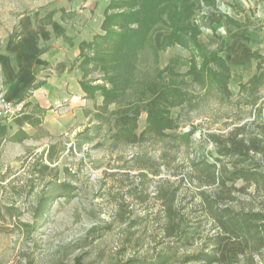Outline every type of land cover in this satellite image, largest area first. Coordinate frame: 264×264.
<instances>
[{
	"label": "rangeland",
	"instance_id": "374dc122",
	"mask_svg": "<svg viewBox=\"0 0 264 264\" xmlns=\"http://www.w3.org/2000/svg\"><path fill=\"white\" fill-rule=\"evenodd\" d=\"M68 1L0 0V50L5 42L20 40L18 30L26 20L48 24L49 17L72 16L60 14ZM159 1L110 0L106 17L116 16L118 22L121 17L114 14L127 12L135 21L126 34L138 27L136 19L151 25L139 32L137 47H127L128 38H122L117 62L111 64L115 60L108 56V68L99 60L107 56L100 51L103 46H86L83 68L91 81L100 80L91 93L105 99L77 116L78 128L52 134L36 126L0 136V264H139L137 259L154 257L172 241L159 228L161 194L171 189H178L176 208L192 211L190 220L200 231L172 264H194L187 256L214 232L212 222L205 216L199 220L202 212L195 208L200 189L210 193L214 184L202 185L196 176L203 162L218 167L220 160L229 162L219 153L218 135L243 123L252 130L263 122L264 71L237 85L217 52L208 54L203 46L201 53L199 34H212L219 44L216 36L226 33L228 1ZM183 6L188 16H182ZM252 9L263 11L264 0ZM180 16L182 24H189L183 27V42L173 29ZM165 26L170 31L157 46L152 35ZM153 83L161 96L146 93ZM136 110L139 117L123 123L121 117ZM254 190L237 194V200L259 208L264 195Z\"/></svg>",
	"mask_w": 264,
	"mask_h": 264
},
{
	"label": "crops",
	"instance_id": "0c3cea01",
	"mask_svg": "<svg viewBox=\"0 0 264 264\" xmlns=\"http://www.w3.org/2000/svg\"><path fill=\"white\" fill-rule=\"evenodd\" d=\"M226 1L230 20L222 38L216 36L219 44L212 34L201 33L198 40L202 48L207 46L208 54L214 51L224 58L232 83L248 84L264 71V10L252 9L261 0ZM68 2L60 14L72 16L49 17L48 24L26 20L18 30L20 40L7 41L0 50V93L25 104L20 115L0 123V136L36 126L52 134L66 127L78 128L83 110L93 108L95 102L104 104V95L91 93L100 80L91 81V74L83 68V54L89 43L106 34L103 24L110 0ZM169 31L166 26L154 31L155 45H162Z\"/></svg>",
	"mask_w": 264,
	"mask_h": 264
},
{
	"label": "trees",
	"instance_id": "16d2710c",
	"mask_svg": "<svg viewBox=\"0 0 264 264\" xmlns=\"http://www.w3.org/2000/svg\"><path fill=\"white\" fill-rule=\"evenodd\" d=\"M165 1L177 2L178 0ZM165 1L160 0L159 5H165ZM186 10H189V8L183 6L182 16H188ZM176 14L177 11L175 17ZM114 15L120 16L121 20L117 22L114 20L116 16L109 14L103 25L104 28L107 26L108 29L116 27L120 30V33L113 31L110 34L107 30L105 35L98 36L92 42L96 45V50L99 49V45L103 46V48L100 47V51L105 52L107 56L101 55L99 60L107 68L110 64V62L108 63L110 60L108 56L115 60L111 64L115 65L117 62L116 47L120 44L122 38H128L126 41L127 47L130 43L133 47H137L139 42L136 37L140 35L139 32L142 28L151 25L146 20L142 22L141 19H136L139 28L137 27L131 31L127 30L129 34H126L125 31L128 25L135 22L132 21V15L127 12ZM182 16L176 23L177 28L172 26L179 34L181 33V41L184 36L183 27L189 25L182 24ZM193 27H190V31H194ZM197 27L200 30L199 25ZM198 45L202 53V47L200 44ZM203 53L205 54V52ZM218 57V60L223 61L229 67L222 57L219 55ZM213 58L214 56L210 60V65L213 63ZM146 88L147 94H152L153 97L156 96L157 88L154 83L148 84ZM157 96H161V93H157ZM154 100L150 101V107H148L150 116H154V107L157 105V100ZM139 111L136 110L132 116L124 115L121 120L123 123H128L129 120L139 117ZM247 124L236 125L228 131V134L218 135L219 153L225 157H230L229 162L220 160L219 167L217 163L209 165L203 162L204 166L199 170V175L196 176L200 184H214L211 187L215 189H212L210 193L200 189L198 193L200 201L195 208L196 212H202L201 216H198L199 220L202 216H205L204 218L212 222L211 231L214 232L204 239L202 248L199 251L187 256L186 260L192 261L194 264H264V199H261L263 202H261L259 208H254L249 203L244 205L242 201L237 200V194L246 192L250 187L255 188L256 194L262 193L264 195V116L262 123L256 122L252 126L255 127L256 131L253 128L250 130ZM254 155L260 157L256 159ZM238 182H241V184L239 185ZM220 188H222V194ZM177 190L171 189V191L162 192L160 198L164 215L159 228L164 233V237L172 240L171 243L166 245L154 257L137 259V263L172 264L173 259L176 258L182 248L191 244L195 235L200 233L198 230L199 225H195L190 220V215L193 212L184 213L182 209L176 208Z\"/></svg>",
	"mask_w": 264,
	"mask_h": 264
},
{
	"label": "built area",
	"instance_id": "2783aa9c",
	"mask_svg": "<svg viewBox=\"0 0 264 264\" xmlns=\"http://www.w3.org/2000/svg\"><path fill=\"white\" fill-rule=\"evenodd\" d=\"M24 109L25 104L22 100L10 99L5 94L0 93V122L21 114Z\"/></svg>",
	"mask_w": 264,
	"mask_h": 264
}]
</instances>
